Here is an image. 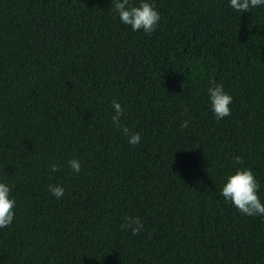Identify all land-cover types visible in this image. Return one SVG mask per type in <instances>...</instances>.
<instances>
[{"label":"trees","instance_id":"16d2710c","mask_svg":"<svg viewBox=\"0 0 264 264\" xmlns=\"http://www.w3.org/2000/svg\"><path fill=\"white\" fill-rule=\"evenodd\" d=\"M147 2L151 34L113 0H0V183L16 201L0 264H264V216L221 195L248 169L264 203V5ZM214 84L233 97L220 120Z\"/></svg>","mask_w":264,"mask_h":264},{"label":"clouds","instance_id":"9594fccd","mask_svg":"<svg viewBox=\"0 0 264 264\" xmlns=\"http://www.w3.org/2000/svg\"><path fill=\"white\" fill-rule=\"evenodd\" d=\"M115 11L118 13L121 22L131 27L133 31H143L151 34L155 31L160 20L159 12L147 0H141L139 6H129V0H113ZM264 5V0H230V7L240 13H248L250 9ZM209 100L211 110L217 120L231 115L230 105L233 97L227 94L222 84H214L209 87ZM112 106L115 115L112 117L113 124L129 137L128 143L136 146L141 141L139 133H130L127 127L120 123L123 115V108L120 103L113 101ZM187 111V109H185ZM188 121L185 120L181 127H187ZM237 164H242L241 157L236 156ZM68 166L74 173L81 171L82 165L78 159H71ZM57 166L53 164L51 172H56ZM199 183V181L197 182ZM49 191L57 199L64 196V188L57 185H49ZM259 189L258 181L251 170L242 169L230 175L226 184L223 186L221 195L226 201H230L242 214L246 216H264V203H261L257 192ZM16 201L10 198V188L4 183H0V228L8 227L14 219V208ZM123 229L130 230L132 235H139L143 229L142 221L137 217H125V222L121 225Z\"/></svg>","mask_w":264,"mask_h":264}]
</instances>
